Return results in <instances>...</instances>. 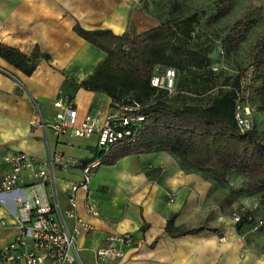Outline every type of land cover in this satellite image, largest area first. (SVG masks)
<instances>
[{"label":"crops","instance_id":"0c3cea01","mask_svg":"<svg viewBox=\"0 0 264 264\" xmlns=\"http://www.w3.org/2000/svg\"><path fill=\"white\" fill-rule=\"evenodd\" d=\"M143 0H0V43L30 55L34 46L50 55L38 59L31 75L0 58V170L5 157L24 152L44 161L60 154L68 160L89 161L98 154L97 135L88 138L68 134L54 136L50 128L35 122L51 121L53 102L60 92L72 96L77 124L89 112L110 108L105 94L78 86L100 64L104 52L73 31L110 29L120 34L129 27L136 32L155 27ZM58 202L67 206L66 189L77 182L79 167L57 165L54 169ZM222 188L203 174L187 169L165 151L128 155L113 165H99L91 175L88 197L78 194V214L93 225L75 240L81 264H264V244L258 236L239 232L229 213L233 203L224 201ZM20 191L0 197V248L17 232L14 216ZM96 214L85 212L84 204ZM230 205V206H229ZM208 224L216 228L193 234L179 231ZM173 217L168 231L167 220ZM69 226L72 221L68 220ZM146 225L141 230L142 225ZM131 233L133 244L122 259L95 261L92 253L107 233ZM250 233V232H249Z\"/></svg>","mask_w":264,"mask_h":264},{"label":"trees","instance_id":"16d2710c","mask_svg":"<svg viewBox=\"0 0 264 264\" xmlns=\"http://www.w3.org/2000/svg\"><path fill=\"white\" fill-rule=\"evenodd\" d=\"M157 2H142L143 8L158 22L143 32L129 27L113 34L107 28L85 30L79 23L73 25L78 36L105 54L78 86L105 93L112 105L132 102L142 105L138 113L144 120L137 124L134 136L110 145L100 158V165H113L128 155L165 151L187 169L208 176L224 193L230 189L229 178L233 174L241 175L247 191L264 206V134L254 127L257 114H264V45L252 57L250 79L244 82L237 75L203 104L187 103L186 97H196V93H190L186 73L192 72L200 78L210 73L211 50L205 42L193 41L195 25L199 22L196 11L177 15L180 4L172 0L164 18L152 12ZM215 3L213 12L206 16L208 23L219 20L230 9L229 0ZM254 23V19L246 20L244 16L234 20L221 39L224 51L229 53L239 46ZM31 51L26 55L0 43V58L28 76L38 66L39 58L50 59L37 46ZM165 69L174 70L172 93L150 84L152 75H163ZM205 77V81L211 79ZM237 106L249 108L251 127L244 133L238 130L234 116ZM224 201L230 203L226 197ZM239 217L235 228L245 232L253 222L252 217L248 213ZM209 219L210 216L202 225L179 231L175 236L207 229L215 231L208 224ZM172 221L173 217L167 220L164 231H168ZM145 227L143 224L140 229Z\"/></svg>","mask_w":264,"mask_h":264},{"label":"built area","instance_id":"2783aa9c","mask_svg":"<svg viewBox=\"0 0 264 264\" xmlns=\"http://www.w3.org/2000/svg\"><path fill=\"white\" fill-rule=\"evenodd\" d=\"M174 70L165 69L163 75H152L150 84L172 93ZM72 97L60 92L53 102L55 113L48 123L41 116L35 122L43 128L49 127L54 136L68 134L72 137L88 138L97 135L98 154L89 161L68 160L55 153L44 161L28 156L24 152L11 153L5 157L7 168L0 170V197L19 190L15 198L18 203L14 216L17 232L14 238L0 248V264H81L75 240L83 232L93 230V225L77 212L78 194L88 197V187L94 169L100 165V158L109 150L110 145L124 138H132L137 124L143 116L138 112L142 108L137 102L131 104L114 103L101 112L96 110L84 115L77 124L76 110ZM238 130L246 132L251 127L248 106H237L235 112ZM79 167L77 182L66 189L67 206L63 209L58 202V193L54 169L57 165ZM87 215L96 214L93 207L84 204ZM234 222L240 217L233 215ZM68 220L72 221L69 226ZM1 226L6 223L0 222ZM133 244L131 233H107L102 245L95 248L92 258L95 261L122 259L125 251Z\"/></svg>","mask_w":264,"mask_h":264},{"label":"rangeland","instance_id":"374dc122","mask_svg":"<svg viewBox=\"0 0 264 264\" xmlns=\"http://www.w3.org/2000/svg\"><path fill=\"white\" fill-rule=\"evenodd\" d=\"M172 0H159L154 7L153 13H159L164 18L169 12V5ZM217 0H178L180 9L177 15L196 11L199 22L195 25L194 42H205L209 46L210 52V73L203 74L204 77L187 72L188 86L192 89L191 94L196 93V97H186V101L191 103H202L215 96L223 86L232 81L239 75L243 81L251 77V62L253 55L261 48L264 43V0H229L230 9L214 23L206 22V16L211 14ZM242 16L245 19H254L255 23L249 29L245 39L233 51L226 53L221 45V39L229 31L230 24ZM211 76V79L205 81ZM195 92V93H194ZM193 97V98H192ZM255 129L264 134V114H257L254 120ZM225 197L229 204L233 203V208L229 213L232 223L233 215L248 213L252 217V223L249 228L248 238L254 234L259 237L260 243L264 244V206H262L256 197L252 196L244 186V179L241 175L233 174L228 181ZM230 190V191H228ZM230 206V205H229ZM250 232V233H249Z\"/></svg>","mask_w":264,"mask_h":264}]
</instances>
